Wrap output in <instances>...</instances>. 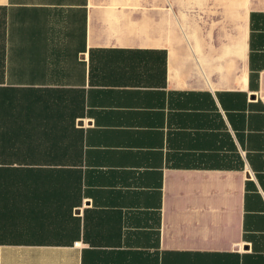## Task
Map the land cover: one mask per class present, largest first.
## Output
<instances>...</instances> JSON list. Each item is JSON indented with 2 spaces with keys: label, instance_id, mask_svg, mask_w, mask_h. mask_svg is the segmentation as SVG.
Listing matches in <instances>:
<instances>
[{
  "label": "crops",
  "instance_id": "obj_1",
  "mask_svg": "<svg viewBox=\"0 0 264 264\" xmlns=\"http://www.w3.org/2000/svg\"><path fill=\"white\" fill-rule=\"evenodd\" d=\"M0 264H264V0H0Z\"/></svg>",
  "mask_w": 264,
  "mask_h": 264
}]
</instances>
